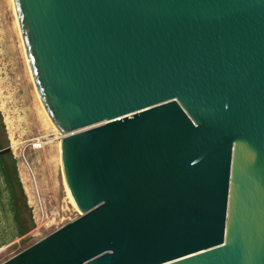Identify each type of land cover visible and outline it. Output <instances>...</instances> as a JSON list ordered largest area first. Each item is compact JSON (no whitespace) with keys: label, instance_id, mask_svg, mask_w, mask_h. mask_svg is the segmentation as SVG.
<instances>
[{"label":"water","instance_id":"95a60500","mask_svg":"<svg viewBox=\"0 0 264 264\" xmlns=\"http://www.w3.org/2000/svg\"><path fill=\"white\" fill-rule=\"evenodd\" d=\"M11 1L79 214L0 264H264V0Z\"/></svg>","mask_w":264,"mask_h":264},{"label":"rangeland","instance_id":"374dc122","mask_svg":"<svg viewBox=\"0 0 264 264\" xmlns=\"http://www.w3.org/2000/svg\"><path fill=\"white\" fill-rule=\"evenodd\" d=\"M37 145V146H35ZM11 160L10 199L0 176V262L79 214L67 199L60 174L59 133L39 101L16 27L11 0H0V147ZM12 177V174L10 173ZM26 229L18 236V230Z\"/></svg>","mask_w":264,"mask_h":264},{"label":"trees","instance_id":"16d2710c","mask_svg":"<svg viewBox=\"0 0 264 264\" xmlns=\"http://www.w3.org/2000/svg\"><path fill=\"white\" fill-rule=\"evenodd\" d=\"M10 165H11L10 173L12 174V177L10 176V173L7 172V170H6V166H5V162H4V159H3V155L0 154V176H1V179H2V182L4 184L5 189L8 191L9 197L12 200V199H15V192H14V190L11 187L10 179H12L14 181V183L16 185V189H17V191L20 194H21L22 190H21L20 182H19L18 177L16 175L14 163H13L12 160H11V164ZM25 231H26V229L20 227V229L18 230V236L24 234Z\"/></svg>","mask_w":264,"mask_h":264},{"label":"bare ground","instance_id":"6f19581e","mask_svg":"<svg viewBox=\"0 0 264 264\" xmlns=\"http://www.w3.org/2000/svg\"><path fill=\"white\" fill-rule=\"evenodd\" d=\"M12 8H13V6H12ZM15 15V14H14ZM15 20H16V18H15ZM16 27H17V29H18V26H17V22H16ZM19 30V29H18ZM35 146H37V145H35Z\"/></svg>","mask_w":264,"mask_h":264}]
</instances>
